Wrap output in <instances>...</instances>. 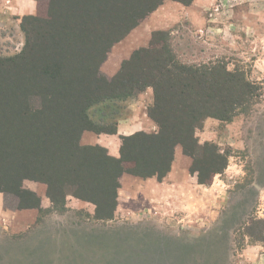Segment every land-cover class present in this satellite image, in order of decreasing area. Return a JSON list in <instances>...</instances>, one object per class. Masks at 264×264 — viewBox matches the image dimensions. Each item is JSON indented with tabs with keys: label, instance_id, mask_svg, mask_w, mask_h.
I'll use <instances>...</instances> for the list:
<instances>
[{
	"label": "trees",
	"instance_id": "1",
	"mask_svg": "<svg viewBox=\"0 0 264 264\" xmlns=\"http://www.w3.org/2000/svg\"><path fill=\"white\" fill-rule=\"evenodd\" d=\"M164 1L50 0L46 19L29 17L34 26L22 25L23 49L0 59V193L14 197L16 209L39 208V197L23 188L32 181L46 186L55 209L72 196L93 204L95 219L110 220L122 175L162 181L176 146L192 158L199 184H209L226 168V155L215 145L199 144L195 134L206 118L230 121L250 100L252 85L242 74L218 64H180L164 31H154L149 46L134 51L114 77L100 70L109 49ZM148 88L153 103L146 113L155 131L121 136L118 157L81 143L84 132L116 134L123 104ZM253 223L257 233L247 227L244 234L264 243V221ZM222 233H216L221 243L198 251L208 259L198 264H228L230 245ZM162 249L158 260L166 257ZM180 249L178 264H193L194 251ZM167 251V257L178 256Z\"/></svg>",
	"mask_w": 264,
	"mask_h": 264
},
{
	"label": "rangeland",
	"instance_id": "2",
	"mask_svg": "<svg viewBox=\"0 0 264 264\" xmlns=\"http://www.w3.org/2000/svg\"><path fill=\"white\" fill-rule=\"evenodd\" d=\"M49 1L34 0L31 15L0 18V59L21 52L26 43L22 25L34 26L29 17L46 19ZM154 31L167 33L180 64L222 65L252 85V97L230 121L206 118L196 130L199 144L215 145L226 155V168L209 184H199L190 169L192 158L176 146L173 174L164 184L122 175L116 211L104 221L95 219L93 204L72 196L55 209L44 184L25 181L23 188L39 197L40 206L18 210L14 197L0 193V264H178L185 246L195 252L190 263L198 264L208 260L198 251L221 243L217 234L223 231L230 245L228 264H247L240 257L246 244L264 246L244 234L247 227L256 234L260 227L253 222L264 221V0H165L109 49L101 72L114 77L134 51L149 46ZM141 94V100L137 96L123 104L121 120L134 115L139 101L147 115L153 91ZM169 248L179 258L167 257ZM159 249L166 256L160 260Z\"/></svg>",
	"mask_w": 264,
	"mask_h": 264
},
{
	"label": "crops",
	"instance_id": "3",
	"mask_svg": "<svg viewBox=\"0 0 264 264\" xmlns=\"http://www.w3.org/2000/svg\"><path fill=\"white\" fill-rule=\"evenodd\" d=\"M35 8L34 0H0V18H19L33 14ZM149 92V91H148ZM141 100L142 94L138 95ZM148 103L151 101L148 97ZM139 105L143 107L140 101L134 104V115L130 119L120 120L117 124V132L114 135L94 134L84 132L81 136L83 145H98L105 148L110 156L118 157L120 149V137L128 136L138 131H154L155 125L149 120L146 114L139 109ZM145 108V107H144ZM177 154V152H176ZM173 174V169L168 172L162 180L164 184ZM154 177L145 179L148 184H153ZM156 183L159 184V182ZM262 199V200H261ZM261 205L264 207V191H260ZM240 257L242 262L247 264H264V246L263 244H246L241 250Z\"/></svg>",
	"mask_w": 264,
	"mask_h": 264
}]
</instances>
